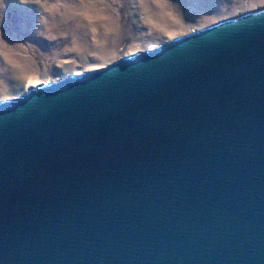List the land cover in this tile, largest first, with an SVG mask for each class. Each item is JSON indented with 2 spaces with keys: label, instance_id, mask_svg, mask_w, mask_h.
<instances>
[{
  "label": "water",
  "instance_id": "obj_1",
  "mask_svg": "<svg viewBox=\"0 0 264 264\" xmlns=\"http://www.w3.org/2000/svg\"><path fill=\"white\" fill-rule=\"evenodd\" d=\"M0 264H264V10L0 102Z\"/></svg>",
  "mask_w": 264,
  "mask_h": 264
},
{
  "label": "rangeland",
  "instance_id": "obj_2",
  "mask_svg": "<svg viewBox=\"0 0 264 264\" xmlns=\"http://www.w3.org/2000/svg\"><path fill=\"white\" fill-rule=\"evenodd\" d=\"M262 10L264 0H0V102Z\"/></svg>",
  "mask_w": 264,
  "mask_h": 264
},
{
  "label": "bare ground",
  "instance_id": "obj_3",
  "mask_svg": "<svg viewBox=\"0 0 264 264\" xmlns=\"http://www.w3.org/2000/svg\"><path fill=\"white\" fill-rule=\"evenodd\" d=\"M35 86H36V87H35ZM35 86H30L31 88L29 89L28 92H30V90H31L32 88L39 89L42 85H40V87L37 86V85H35ZM45 86H48V85H45ZM37 87H38V88H37ZM28 92H24V93H28Z\"/></svg>",
  "mask_w": 264,
  "mask_h": 264
}]
</instances>
